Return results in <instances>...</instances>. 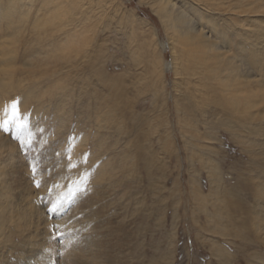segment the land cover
Returning <instances> with one entry per match:
<instances>
[{"label": "bare ground", "instance_id": "1", "mask_svg": "<svg viewBox=\"0 0 264 264\" xmlns=\"http://www.w3.org/2000/svg\"><path fill=\"white\" fill-rule=\"evenodd\" d=\"M94 1L0 0V121L9 118L6 113H11V105L18 99L19 111L27 124L18 128L25 131L20 133L18 144H12L6 136L7 131L0 128V264H147L144 261L147 256H137L136 226L140 212L136 194L130 192L131 210L125 208L111 212L109 193L103 185L105 176L100 168L97 169L98 175L93 174L89 182V194L81 191L72 197L66 188V182L78 177L84 169L85 162L77 164L74 157L79 155L78 148L87 146L86 141L77 145L78 139L74 141L70 156L71 165L76 167L71 166L69 174L67 171L55 173L52 168L51 178L59 183L51 190L43 178L44 170L38 167L40 160L43 159L44 167L49 161L42 146L47 142L55 143L50 145L53 152L56 144L62 146L63 137L71 132V114L57 109V105L66 107V110L71 108L66 86L72 79L73 83L82 82V73H85L82 67L88 65L86 72L95 68L96 62L89 59L86 51V46L91 44L88 29L81 27L87 18L76 17L78 12L84 15L81 9L88 8ZM96 1L98 8L91 9V13L98 11L102 17L104 13L101 12H106L105 3L110 2ZM143 1L159 18L167 36V42L160 44L161 49L156 33H152L150 40L148 34L147 37L144 35L148 23L134 15L126 20H130L134 30L139 28L141 39L147 41L143 54L147 56L152 78H157L158 74L163 86L165 73L173 72L176 92L172 100L177 115L182 111L189 116L198 105L191 103L195 92L191 79L196 75L207 95L203 102L207 100L219 108V115L227 117L226 120L237 130L233 132V139L248 148V174L246 177L237 175L232 194L234 201L227 199L226 194L220 197L224 180L220 179L217 168L209 169L215 176L216 189L210 187L209 196H205L197 187L192 195L201 206L204 221L213 226L207 233L225 239H253L262 247V254L253 251L247 256H235L222 247L216 246L213 250L212 244V258L217 264H264V26L248 24L250 17L253 22L263 24L256 19H264V0ZM124 6L118 4V10H123ZM138 21L141 23L137 24ZM235 36L238 41L233 40ZM238 42L249 46L241 48ZM169 49L172 59L165 64L163 55ZM239 49L242 51L237 53ZM95 75L99 86L91 95L97 100L96 111L99 113H87V116L94 118L98 130L107 125L112 128H106L107 134L120 136L126 128L127 116L120 105L111 101L104 104V101L106 97L117 98L120 104L123 91L115 87L105 68L98 69ZM150 85L155 88V81ZM180 91L183 92L182 99L179 98ZM44 96L45 99L60 100L53 113H40ZM116 112L121 114L120 118L114 115ZM228 122L217 124L206 120L204 126L224 128ZM91 123L84 118L81 125L91 126ZM79 130L83 129L73 130L75 136ZM98 130L90 135L97 138ZM190 137L193 140H189V145L197 150L204 149L203 141L212 140L210 134L207 140H202L197 131H193ZM158 142L161 143L162 139L159 138ZM118 146L119 140L107 153L119 158ZM131 148H135V154L140 153L137 145L130 146L125 152L126 157H130L127 152ZM24 150H31L28 161L22 155ZM34 164L41 171V176L35 175L42 183L39 190L33 187V181L36 184L37 181L31 178L29 169ZM64 164L62 162L57 167H64ZM193 178L191 180L197 181ZM245 193L249 194L247 198L253 204L243 209L239 201L243 200ZM41 196L46 197L44 205L39 201ZM207 206H212L214 211L209 212ZM54 207L55 211L52 210ZM148 264L157 262L148 260Z\"/></svg>", "mask_w": 264, "mask_h": 264}, {"label": "rangeland", "instance_id": "2", "mask_svg": "<svg viewBox=\"0 0 264 264\" xmlns=\"http://www.w3.org/2000/svg\"><path fill=\"white\" fill-rule=\"evenodd\" d=\"M108 1L110 3L104 2L107 7L103 8L106 12H101L104 13L102 17L99 16L98 11L91 13V9L98 8L95 6L96 0L91 2L88 8L81 9L84 15L80 12L77 13L76 17L87 18L81 27L88 29L87 37L91 44L86 46V51L89 52V59L96 62V65H93L95 68L92 71L88 69L89 72H86L88 65L82 67L85 71L82 73L84 75L82 82L73 83L72 79L66 86V96L70 100L71 108L66 110V107L58 106L59 99L52 100L49 97L46 99L45 96L43 97L45 100L40 113L46 111L53 113L56 110L54 107L57 105L59 111L65 110L71 114V129L69 128L71 132L69 131V134L65 138L63 137L62 146L56 144L53 152L50 145H55V143L47 142L42 146V150L46 152L45 157L49 160L45 162L48 167L43 166V159L40 160L38 167H41L42 171L44 170L42 175L45 176L43 178L48 183V189L51 190L54 184L59 183V180L51 178L52 168L55 173L67 171L66 174H69V169L72 166V158L69 160V156L74 141L78 139L77 145L84 140L87 142V146L78 148L79 155L74 157L77 164L85 162L84 169L78 177L75 175V179L66 182V188L70 190L69 193L70 196L72 193V197L81 191L89 194L88 188L91 185L89 182L93 174L98 175L97 169L100 168L104 172L103 185L109 193L107 197L110 202L108 204H111L109 207L111 212L114 213L125 208L131 210L130 192L136 194L138 197L137 209L140 212V219L136 226L137 256H147L144 260L145 263L148 264V260H154L157 264H217V260L212 258V251L216 249V246L224 248L235 256H247L253 251L262 254V247L253 239L248 241L235 237L225 239L219 235L207 233L213 229V226L204 221L205 215L201 212V206L195 199L196 196L192 195L193 189L197 190V187L205 196H209L210 191L216 189L217 186L213 180L215 176L210 171L217 168L221 175L220 179L224 180L220 197L226 194L227 199L233 200L232 194L237 185L235 184L237 175L246 177L248 174V148L240 146L233 139V132L237 130H234L233 124L226 120L227 117L219 115L221 113L219 108L213 107L214 104L207 103V100L203 102L207 95L196 75L191 79L193 84L191 87H194L195 91L191 103L198 105L194 107L191 116H186L182 111L179 116L177 115L176 106L172 100L176 92L173 83L174 74L171 71L165 73L166 78L163 86L158 74L157 78H152L148 69L147 56L143 54L147 41L144 38L141 39V34H138L139 31H137L139 28H136L137 24L141 23L140 21L148 23L149 26L145 27L146 34L144 35L146 37L149 35L148 40H150L152 33H156L161 49L160 44L167 42V36L159 18L143 0ZM118 4L125 5L124 9L118 10ZM100 6L102 7V4ZM132 15L141 19L136 24L137 30H134L130 20H126ZM256 20H261L263 24L253 22L252 17L249 18L248 24L250 23L253 27L264 26L263 18ZM232 38L238 41V37ZM241 44L238 45L241 48L249 46ZM240 51L242 50L239 49L237 53ZM163 58L165 64L171 61L170 49L164 53ZM100 68H105L107 76L111 78L115 87L123 91L120 104H118L120 99L117 98L109 97L107 99L106 97L104 101V104L106 101H111L114 105H120L121 111L127 116L125 119L126 128L120 136L115 133L112 136L107 134V130L112 129L107 125L98 130L94 118L89 119L87 116V113H99L96 111L97 100L91 94L99 86V80L95 73ZM151 81H155V88L151 87ZM175 82L177 81L175 80ZM42 85L44 86V84ZM182 95L183 92L180 91V99H182ZM14 102L20 103L18 99H15ZM202 111L206 113V116ZM102 113L104 114L103 111ZM114 115L118 118L121 117L118 112ZM84 118L85 121L92 122L91 126L81 125ZM206 120L217 124L223 122L229 124L227 123L228 126L224 128L216 126L207 128L204 126ZM35 126L37 125L35 124ZM32 127L33 125H31V130ZM134 127L135 129H133ZM76 128H81L84 131H77L75 136L73 130ZM10 130V132L7 131L8 135L6 136L9 137L12 144L15 142L18 144L20 133L25 131L18 127L15 128L13 125ZM96 130L99 132L97 138H94L90 134ZM50 131L52 130L50 129ZM193 131H197L203 138L202 140H207V135H211L212 140L203 141L204 149L197 150L189 145V140H193L190 137ZM241 132L246 133L243 130ZM104 134H107V137ZM159 138L162 139L161 143L158 142ZM118 140L120 141V146H118L120 156L116 158L115 155L107 152ZM135 145L139 148L140 153L135 154V148L134 150L131 148L127 152L130 157H126L127 149ZM191 150H195V152ZM30 151L22 152L26 158L25 161H28V152ZM29 155L31 156V154ZM192 156L194 157L192 158ZM62 162L66 163L64 164L66 168L65 166L57 167ZM39 168H37L36 174L41 176ZM29 169L31 178L40 182L38 175H33L31 167ZM211 177L213 178L211 179ZM191 178H197V181H195L196 179L191 180ZM192 181L195 183L193 184ZM41 184L40 182V186L37 187L33 181V187L37 190L41 188ZM198 184L202 187L199 188ZM245 194L247 196H242L243 200L239 201L243 209L253 204V202L250 203L251 199L247 198L249 194ZM39 201L44 205L46 197L41 196ZM211 207L207 206L209 212L214 211V208ZM234 216L236 217L235 214ZM224 222L226 223L227 220ZM231 229L233 228L231 227ZM242 264L245 263L242 262Z\"/></svg>", "mask_w": 264, "mask_h": 264}, {"label": "snow or ice", "instance_id": "3", "mask_svg": "<svg viewBox=\"0 0 264 264\" xmlns=\"http://www.w3.org/2000/svg\"><path fill=\"white\" fill-rule=\"evenodd\" d=\"M6 115L9 117L8 119L0 121V128H3L5 131H9L11 126L15 124L18 128H24L27 126V124L24 122L23 114L20 113L18 108V103L14 102L11 105V113ZM69 160H71V156H69ZM73 167H76V165H72ZM33 175H36L37 173V166L34 164L32 167ZM40 186V182L37 181V187ZM75 194V193H73ZM55 211V207L52 209Z\"/></svg>", "mask_w": 264, "mask_h": 264}]
</instances>
